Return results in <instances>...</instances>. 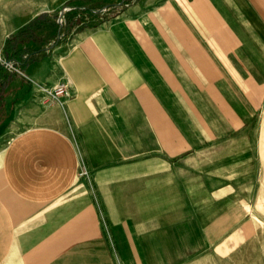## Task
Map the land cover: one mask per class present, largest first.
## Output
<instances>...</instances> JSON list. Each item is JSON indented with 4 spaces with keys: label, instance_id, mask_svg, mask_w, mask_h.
Returning a JSON list of instances; mask_svg holds the SVG:
<instances>
[{
    "label": "crops",
    "instance_id": "0c3cea01",
    "mask_svg": "<svg viewBox=\"0 0 264 264\" xmlns=\"http://www.w3.org/2000/svg\"><path fill=\"white\" fill-rule=\"evenodd\" d=\"M51 8L0 4V54ZM40 30L22 74L0 64V264H197L258 229L264 0H136L52 50Z\"/></svg>",
    "mask_w": 264,
    "mask_h": 264
},
{
    "label": "rangeland",
    "instance_id": "374dc122",
    "mask_svg": "<svg viewBox=\"0 0 264 264\" xmlns=\"http://www.w3.org/2000/svg\"><path fill=\"white\" fill-rule=\"evenodd\" d=\"M16 1L18 0H0V4L11 12ZM134 1L136 0H51L52 8L43 16L45 24L40 30L39 46L46 44L47 50H52L59 43L71 41L78 25L92 24L95 20L105 17H116ZM4 113V110L0 109V126L4 121ZM251 218L258 229L247 231L245 234L249 238L239 241L238 244L235 239L237 232L233 235L230 231V239L223 251L217 246H212L196 261L197 264H264V195Z\"/></svg>",
    "mask_w": 264,
    "mask_h": 264
},
{
    "label": "trees",
    "instance_id": "16d2710c",
    "mask_svg": "<svg viewBox=\"0 0 264 264\" xmlns=\"http://www.w3.org/2000/svg\"><path fill=\"white\" fill-rule=\"evenodd\" d=\"M44 24L45 21L43 20V16H40L22 26L17 33L10 35L5 41L4 57L8 60L15 59L16 61L27 63L29 60L23 58V55L25 54V50L28 49H23L20 47V45L25 41L37 40L36 31L39 30ZM13 76V72L6 71L0 65V97L3 94L5 87L12 80Z\"/></svg>",
    "mask_w": 264,
    "mask_h": 264
},
{
    "label": "built area",
    "instance_id": "2783aa9c",
    "mask_svg": "<svg viewBox=\"0 0 264 264\" xmlns=\"http://www.w3.org/2000/svg\"><path fill=\"white\" fill-rule=\"evenodd\" d=\"M59 22H62V19H59ZM0 64L4 65L10 71L21 72V69L17 66L16 61L14 59L8 60L3 56H0ZM46 94L53 99L59 97H68L71 96L72 91L71 87L67 82H60L52 87L44 88Z\"/></svg>",
    "mask_w": 264,
    "mask_h": 264
}]
</instances>
